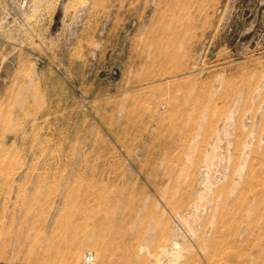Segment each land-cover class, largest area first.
<instances>
[{
  "label": "rangeland",
  "instance_id": "rangeland-1",
  "mask_svg": "<svg viewBox=\"0 0 264 264\" xmlns=\"http://www.w3.org/2000/svg\"><path fill=\"white\" fill-rule=\"evenodd\" d=\"M264 264V0H0V264Z\"/></svg>",
  "mask_w": 264,
  "mask_h": 264
},
{
  "label": "built area",
  "instance_id": "built-area-1",
  "mask_svg": "<svg viewBox=\"0 0 264 264\" xmlns=\"http://www.w3.org/2000/svg\"><path fill=\"white\" fill-rule=\"evenodd\" d=\"M94 261H95V254H93L92 252H86L84 258L85 264H93Z\"/></svg>",
  "mask_w": 264,
  "mask_h": 264
}]
</instances>
